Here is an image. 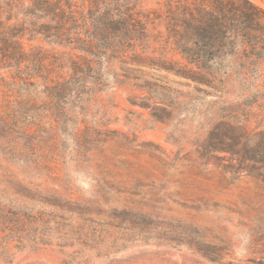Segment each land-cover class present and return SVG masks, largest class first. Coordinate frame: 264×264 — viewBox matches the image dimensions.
Returning a JSON list of instances; mask_svg holds the SVG:
<instances>
[{
	"label": "rangeland",
	"instance_id": "374dc122",
	"mask_svg": "<svg viewBox=\"0 0 264 264\" xmlns=\"http://www.w3.org/2000/svg\"><path fill=\"white\" fill-rule=\"evenodd\" d=\"M161 2L142 0L150 18ZM150 32L164 38V22ZM163 46L136 49L151 62L114 60L65 109L43 107L23 156L0 155V203L25 214L12 264H264V82L196 85Z\"/></svg>",
	"mask_w": 264,
	"mask_h": 264
},
{
	"label": "trees",
	"instance_id": "16d2710c",
	"mask_svg": "<svg viewBox=\"0 0 264 264\" xmlns=\"http://www.w3.org/2000/svg\"><path fill=\"white\" fill-rule=\"evenodd\" d=\"M158 5L162 13L150 18L142 0H0V155L22 157L28 127L38 125L43 107L65 109L76 94L101 86L113 61L125 60L128 51L134 64L154 60L136 53L145 54L151 41L178 54L185 65L176 75L196 85L224 87L228 75L264 82V9L251 0ZM156 20L165 24L164 38L150 32ZM57 54L61 75L50 78ZM24 215L9 214L0 203L5 264L13 263V250L25 248V231L16 229Z\"/></svg>",
	"mask_w": 264,
	"mask_h": 264
}]
</instances>
